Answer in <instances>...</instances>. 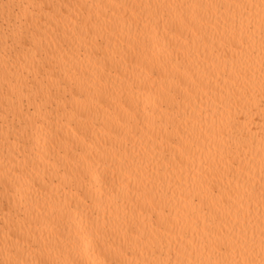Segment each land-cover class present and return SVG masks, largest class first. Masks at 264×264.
Returning <instances> with one entry per match:
<instances>
[{"label": "bare ground", "instance_id": "1", "mask_svg": "<svg viewBox=\"0 0 264 264\" xmlns=\"http://www.w3.org/2000/svg\"><path fill=\"white\" fill-rule=\"evenodd\" d=\"M261 5L0 0V264H261Z\"/></svg>", "mask_w": 264, "mask_h": 264}, {"label": "snow or ice", "instance_id": "2", "mask_svg": "<svg viewBox=\"0 0 264 264\" xmlns=\"http://www.w3.org/2000/svg\"><path fill=\"white\" fill-rule=\"evenodd\" d=\"M262 8H264V0H262ZM10 252H12V249H9ZM4 264H45V262L39 261V260H6L4 261ZM47 264H61L60 261H50L47 262ZM75 264V262H73ZM111 264H119V262H111ZM261 264H264V261L261 262Z\"/></svg>", "mask_w": 264, "mask_h": 264}]
</instances>
